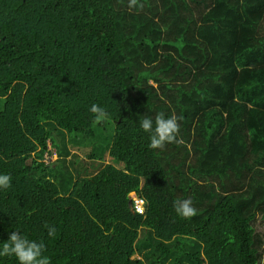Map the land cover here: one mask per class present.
Listing matches in <instances>:
<instances>
[{"label": "trees", "instance_id": "obj_1", "mask_svg": "<svg viewBox=\"0 0 264 264\" xmlns=\"http://www.w3.org/2000/svg\"><path fill=\"white\" fill-rule=\"evenodd\" d=\"M129 5L0 0V242L19 231L50 264H260L264 0ZM160 113L178 142L150 149ZM106 129L98 153L68 146Z\"/></svg>", "mask_w": 264, "mask_h": 264}, {"label": "clouds", "instance_id": "obj_2", "mask_svg": "<svg viewBox=\"0 0 264 264\" xmlns=\"http://www.w3.org/2000/svg\"><path fill=\"white\" fill-rule=\"evenodd\" d=\"M136 0H130V7L135 5ZM89 111L94 114L93 118L102 121L107 118L108 113L104 108L93 104ZM139 128L148 134V147L150 149H162L166 144L177 141L179 131L178 120L174 116H165L163 113L155 117L144 115L140 120ZM11 176L0 173V190L10 187ZM174 209L181 218H190L196 213L191 199L177 200ZM49 236L55 234V229L48 228ZM45 244L29 239L19 231H12L6 241L0 242V257H14L16 264H50L49 258L44 254ZM264 264V259L260 261Z\"/></svg>", "mask_w": 264, "mask_h": 264}, {"label": "rangeland", "instance_id": "obj_3", "mask_svg": "<svg viewBox=\"0 0 264 264\" xmlns=\"http://www.w3.org/2000/svg\"><path fill=\"white\" fill-rule=\"evenodd\" d=\"M110 129H106L103 135H106L104 137H100V140H97L96 142H93L92 140H85V142H82L79 138L73 141H70L68 143V146H72V148L77 149L79 152L86 153L88 151H92L94 149L95 152L98 153L100 145L103 141H105L108 136L110 137ZM67 146V147H68ZM44 160L46 162H54L56 159L55 154L48 155L46 154L44 156ZM87 161V158H85ZM88 164V162H87ZM252 226L255 231V240H258V251H260L261 254V260L264 259V221H262L260 218H255L254 221H252ZM136 258V256H132V259Z\"/></svg>", "mask_w": 264, "mask_h": 264}]
</instances>
